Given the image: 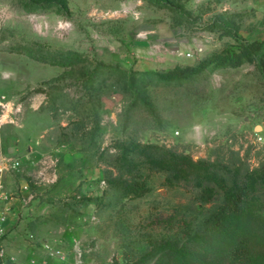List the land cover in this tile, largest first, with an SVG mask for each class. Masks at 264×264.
<instances>
[{"label": "rangeland", "instance_id": "1", "mask_svg": "<svg viewBox=\"0 0 264 264\" xmlns=\"http://www.w3.org/2000/svg\"><path fill=\"white\" fill-rule=\"evenodd\" d=\"M264 40V0H0L2 245L20 264H128L199 209L190 184L102 209L117 138L194 159L264 158V50L184 78L157 71ZM8 214V212H10Z\"/></svg>", "mask_w": 264, "mask_h": 264}, {"label": "trees", "instance_id": "2", "mask_svg": "<svg viewBox=\"0 0 264 264\" xmlns=\"http://www.w3.org/2000/svg\"><path fill=\"white\" fill-rule=\"evenodd\" d=\"M264 50V40L225 46L194 65H176L157 73L166 78L195 75L210 65L237 67ZM113 151L99 155L107 163L100 195L85 197L97 209L114 196L142 197L151 190L149 173L161 171L168 183L190 184L199 209L183 215L176 233L152 242L128 264H264V158L251 165L247 158L224 156L194 159L189 153L134 138L112 141Z\"/></svg>", "mask_w": 264, "mask_h": 264}, {"label": "built area", "instance_id": "3", "mask_svg": "<svg viewBox=\"0 0 264 264\" xmlns=\"http://www.w3.org/2000/svg\"><path fill=\"white\" fill-rule=\"evenodd\" d=\"M7 169L6 167V161L4 159L0 158V184L2 180V174ZM3 222H4V214L0 211V264H20L13 260L12 257L8 256L2 245V235H3Z\"/></svg>", "mask_w": 264, "mask_h": 264}, {"label": "crops", "instance_id": "4", "mask_svg": "<svg viewBox=\"0 0 264 264\" xmlns=\"http://www.w3.org/2000/svg\"><path fill=\"white\" fill-rule=\"evenodd\" d=\"M11 213V211L10 212H8V214H10Z\"/></svg>", "mask_w": 264, "mask_h": 264}]
</instances>
